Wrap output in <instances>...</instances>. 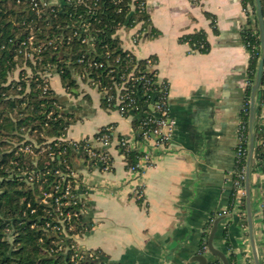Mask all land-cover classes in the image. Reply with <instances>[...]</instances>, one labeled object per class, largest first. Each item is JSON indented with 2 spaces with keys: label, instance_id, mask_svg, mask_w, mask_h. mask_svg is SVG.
Masks as SVG:
<instances>
[{
  "label": "crops",
  "instance_id": "1",
  "mask_svg": "<svg viewBox=\"0 0 264 264\" xmlns=\"http://www.w3.org/2000/svg\"><path fill=\"white\" fill-rule=\"evenodd\" d=\"M145 1L146 24L117 28L114 36L123 52L140 61L153 59L158 77L169 83V117L175 124L165 145L144 141L135 130L134 119L149 112L150 105L123 117L115 107L103 104L84 74L73 75L75 88L69 90L55 73L44 79L67 121L64 140H91L107 127L112 137L109 146H96L100 152L108 150L106 171L89 165L81 151L72 149L69 155L70 165L89 189L77 242L103 256L107 264H199L194 259L199 255L207 264H221L201 252V240L206 237L207 242L219 213L231 211L235 134L249 64L240 31L247 22L253 24L251 8L247 5L245 15L243 0ZM199 31L205 33L206 53L181 41ZM13 74L18 78V72ZM257 102L256 97L255 107ZM254 125L264 131V114L259 119L254 115ZM255 132L254 128V149L261 147L264 167V139H257ZM119 138L138 153H150L151 164L137 171L127 169L116 150ZM263 167L251 166L250 184L253 234L262 264ZM137 190L143 193L140 201L135 198ZM231 215L236 221L219 222L213 245L225 250L230 264H254L247 223L243 233L241 217Z\"/></svg>",
  "mask_w": 264,
  "mask_h": 264
},
{
  "label": "trees",
  "instance_id": "2",
  "mask_svg": "<svg viewBox=\"0 0 264 264\" xmlns=\"http://www.w3.org/2000/svg\"><path fill=\"white\" fill-rule=\"evenodd\" d=\"M30 1L0 0V264H70L68 257L64 259L63 256L49 254V249L55 247L52 242L59 239L43 230L46 218L42 212L43 206L38 204L36 185H26L22 178L10 177L13 167L9 165L10 158L19 162L17 168L26 165L31 168L32 159L22 153L18 156L13 155V151L8 153L3 147V142H8V138L21 141L24 134L36 137L38 141H41L39 135L42 139H58L64 136L67 122L65 115L57 108L59 104L52 91L48 89L46 94L42 92L44 83L37 77V73L57 74L62 85L68 90L75 88L74 74H84L90 85L100 81L102 85L112 86L107 71L115 70L116 82L117 77L127 69V61L132 58L121 50L119 41L114 36L117 28L132 27L138 21L145 23L148 17L138 13L134 8L137 3L130 0H43L46 5L40 4L39 9L33 8ZM260 1L264 19V0ZM247 5L251 8L253 24L251 26L247 22L240 31V39L249 53L246 71L249 84L244 89L239 111V121L245 128L246 137L250 84L259 59V38L253 0H243V7ZM32 35L35 39L31 46H40V53L34 56L41 59L30 62L28 59L23 61L24 58L18 61L17 58H22L24 48L30 46L28 39ZM181 41L200 53H206L209 49L203 31L184 36ZM115 58L119 59L117 63ZM80 59L82 62H79ZM89 59L103 62L108 67L89 68ZM22 62L28 67L29 73L19 70ZM143 64V61L138 63L139 69H142ZM12 72H18V80L8 81ZM136 92L142 100L144 97H141L140 89ZM257 100L255 115L259 119L260 115L264 114V72ZM48 113H52L49 118ZM138 118L134 119V125ZM255 129L256 138L264 139V131H260L258 125ZM52 145L53 143L50 146L55 151L65 148L66 156L69 157L71 148L63 145L54 148ZM261 152L260 146L255 147L252 170L255 167H263L260 163ZM139 154L136 151L126 153L124 159L127 169L135 166ZM58 159L56 156L55 160L49 161L48 166L41 162L38 167L29 169L41 173L54 170ZM35 161H40V157ZM244 166L243 159L238 169ZM47 178L48 181L53 180L49 175ZM243 201L240 209L244 212ZM31 210H34V213H31ZM239 223L246 225L245 214ZM202 237H205V233ZM69 254L70 252L67 255ZM90 263L93 264L90 261L85 262Z\"/></svg>",
  "mask_w": 264,
  "mask_h": 264
},
{
  "label": "built area",
  "instance_id": "3",
  "mask_svg": "<svg viewBox=\"0 0 264 264\" xmlns=\"http://www.w3.org/2000/svg\"><path fill=\"white\" fill-rule=\"evenodd\" d=\"M130 2L137 3L134 8L137 9L138 13L146 14L145 0H130ZM30 4L33 8H38L40 4L42 6L46 5L43 0H31ZM244 11L246 15L248 13L246 7ZM138 22L142 23V21ZM138 22H136V24ZM138 36L139 34L136 35L137 38ZM29 42L30 38L28 39V43ZM126 54L132 58L127 61V69L117 77L116 82L114 75L115 70L109 69L107 71L112 86L102 85L100 81L97 83L93 82L91 85L100 93L102 102L104 101V104L108 107H115L118 113L123 117H126L129 112H139L143 105H150L149 112L138 118L135 130L140 132V139L144 141H153L155 145H165L171 136L175 124L174 120L169 117V83L165 79H160L158 77L155 66L156 63L153 59L148 57L141 60L144 64L142 65V69H139L138 63L140 60L135 59L129 53ZM131 59H133L134 62H132ZM118 60L119 59L115 58V63H117ZM79 62H82V60L80 59ZM88 67L106 69L108 66H105L103 62L89 59ZM42 81L44 83L42 92L46 94L48 87L45 84V80L43 79ZM248 84L246 80V85ZM138 89L141 91V97H144L142 99L143 101L137 96L136 91H138ZM244 130V126L239 121L235 134L234 168L231 173L233 188L231 211L219 213L218 216L232 213L240 218L244 214L240 206L244 198L243 183L245 166L240 170L238 169L239 163L246 158L247 137ZM111 139L110 128L107 127L101 129L91 140L70 142L69 145L72 146V149L81 151L85 159L90 161L91 165H99L101 170L106 171L110 168L108 150L100 152L96 149V146H109L111 144ZM63 142L64 140L57 139L49 142L48 145L53 143L52 146L56 148ZM65 147L67 148V146ZM47 148L49 150L48 155L52 161L56 156L59 157V161L56 165L61 168V171L59 168H54V170H46L45 173H41L39 171H34V169L30 171L34 179L32 181L26 180L25 177L24 179L26 180V184L36 185L38 190V204L43 206L42 212L46 218L43 230L59 239L58 241L52 242L55 247L54 249H49V254L63 256L65 259L68 257L70 264H85L87 261L93 264H107L103 256L80 248L77 242L81 229L83 228L82 218L88 210L87 196L89 189L82 184L77 172L69 164V157L66 156L67 151L65 148L58 151L53 150L51 146H47ZM19 150L21 151V149ZM116 150L123 155V157H125L128 152L136 151L124 138H119L116 141ZM26 151L28 152L27 149ZM151 162L152 155L150 153H140L135 166L129 169L137 171L141 168L143 169L144 165L149 166ZM48 175L51 179L53 178L52 181H48ZM27 177H29V173ZM38 177H40L41 182H43L42 190H39L38 184H36V182H38ZM135 198L139 201L143 199L141 190L135 192ZM48 203L51 205L50 210H46L44 206ZM263 206L264 204L262 203L260 208L264 210ZM31 213H34V210H31ZM240 228L243 233L246 232L245 225H241ZM243 237L246 238V236ZM68 252H70L69 255H67ZM201 252L207 253L206 237L202 239Z\"/></svg>",
  "mask_w": 264,
  "mask_h": 264
},
{
  "label": "water",
  "instance_id": "4",
  "mask_svg": "<svg viewBox=\"0 0 264 264\" xmlns=\"http://www.w3.org/2000/svg\"><path fill=\"white\" fill-rule=\"evenodd\" d=\"M255 18L257 23V31L259 38V59L256 66L255 74L250 84V94H249V106H248V132H247V147H246V158H245V171H244V207H245V216L247 223V233L249 237V243L251 247L252 259L254 264H262L255 247V240L253 234V218L251 211V196H250V187H251V166H252V157L254 151V115H255V102L257 93L260 88L261 79L264 72V19L262 16V7L260 0H253ZM152 110V109H151ZM226 218H231L234 221L235 218L231 214L220 215L216 217L210 227L207 236V252L210 255L216 257L221 264H230L229 259L225 255V250L220 251L216 249L213 245V239L216 235L219 222ZM225 249V247H224ZM194 259L199 264H207L206 258L203 255L195 256Z\"/></svg>",
  "mask_w": 264,
  "mask_h": 264
},
{
  "label": "rangeland",
  "instance_id": "5",
  "mask_svg": "<svg viewBox=\"0 0 264 264\" xmlns=\"http://www.w3.org/2000/svg\"><path fill=\"white\" fill-rule=\"evenodd\" d=\"M37 9H39V8H37ZM29 38H30V42L28 44L30 46L27 47V48H24L22 58H17L18 61H22V59H24V58H25V60H23V61H26V59H28L30 62H34L36 59H39V60L41 59V57H38V56L35 57L34 56V54L40 53V46L32 47L31 43H33V40L35 38H34L33 35L31 37H29ZM18 68H19V70L21 69V70L26 71L28 73L30 72L28 67L26 66V64L24 62H22L21 67H18ZM49 75L50 74L47 73V72H45V73L44 72L37 73V77L41 78V81L43 79H45L47 76H49ZM13 79L14 80H18L17 76L15 77L13 72H12V73H10V76H8V81H12ZM42 87H43V85H42ZM41 90H42V88H41ZM71 97H73V96H71ZM74 98H75V96H74ZM51 115H52V113H48L47 118H49ZM38 137L40 138L41 141H38L39 139L37 140L36 137L33 138L32 136H29L28 134H24L23 139L21 141H20V139L17 140V139L8 138L7 139L8 142H5V143L3 142V147L5 148V150L8 151V153H10V152L12 153V151H13V155H15V156H18L19 153H22V154L24 153L25 157H27V158L29 156L30 159H32V160H30L31 161L30 164L31 163L33 164L31 168L38 167L37 165L39 163H41V162L48 166L49 165V161H52V160L50 159V157L48 155L49 150H48L47 146H50V145H48L49 142H51L53 140H57V139H52V138L42 139L41 135H39ZM58 139L64 140L63 136L59 137ZM69 144H70V141H66V140H64V142L61 143V145L67 146V148L70 146L69 148H71L72 146L69 145ZM19 149H21V151ZM26 149L28 150V152L26 151ZM71 150H72V148H71ZM38 157H40V161L36 162L35 159H37ZM58 161H59V159L56 161V163ZM8 162H9V165L13 166L11 168V170H10L11 171L10 172L11 175L9 174L10 177L12 176L13 178H17V177L22 178V181H23L24 184H26V180L27 179H28V181H32L34 179V177H32L33 175L30 174V171H31L30 170L31 169L30 166L26 165L24 167L22 166L23 168H21V167L17 168V166L19 165V162L18 161H14L11 158H10V160ZM69 162H70V160H69ZM87 162H89V165H91L89 160H87ZM56 163L54 165V168H59L60 171H61V168L58 165H56ZM28 173H29V177H27ZM24 177L26 178V180L24 179ZM37 180H38V182H36V184H38V189L42 190L43 182H41V178L40 177H38ZM44 206H45L46 210H50L51 209V205L49 203L45 204Z\"/></svg>",
  "mask_w": 264,
  "mask_h": 264
}]
</instances>
